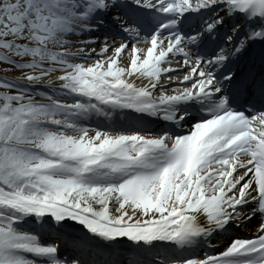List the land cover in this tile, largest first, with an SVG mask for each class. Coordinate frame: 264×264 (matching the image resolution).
<instances>
[{
    "label": "snow or ice",
    "instance_id": "obj_1",
    "mask_svg": "<svg viewBox=\"0 0 264 264\" xmlns=\"http://www.w3.org/2000/svg\"><path fill=\"white\" fill-rule=\"evenodd\" d=\"M0 264H264V0H0Z\"/></svg>",
    "mask_w": 264,
    "mask_h": 264
},
{
    "label": "bare ground",
    "instance_id": "obj_2",
    "mask_svg": "<svg viewBox=\"0 0 264 264\" xmlns=\"http://www.w3.org/2000/svg\"><path fill=\"white\" fill-rule=\"evenodd\" d=\"M137 83L139 84V83H140V81H137Z\"/></svg>",
    "mask_w": 264,
    "mask_h": 264
}]
</instances>
